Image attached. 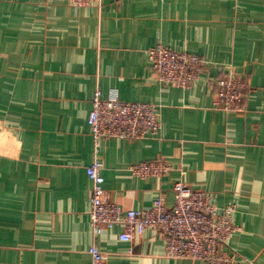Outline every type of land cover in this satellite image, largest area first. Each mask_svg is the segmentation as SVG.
<instances>
[{"label": "crops", "instance_id": "1", "mask_svg": "<svg viewBox=\"0 0 264 264\" xmlns=\"http://www.w3.org/2000/svg\"><path fill=\"white\" fill-rule=\"evenodd\" d=\"M159 44L202 57L206 73L189 89L162 83L147 57ZM224 69L247 82L242 112L213 108ZM97 88L161 107L157 136L100 142L110 199L170 207L177 181L214 193L236 205L232 251L264 264V0H0V264H91L93 243L108 264H206L168 258L152 229L126 242L115 226L95 240L86 169ZM158 159L168 175L129 171Z\"/></svg>", "mask_w": 264, "mask_h": 264}, {"label": "built area", "instance_id": "2", "mask_svg": "<svg viewBox=\"0 0 264 264\" xmlns=\"http://www.w3.org/2000/svg\"><path fill=\"white\" fill-rule=\"evenodd\" d=\"M78 7L101 6L103 0H63ZM147 57L152 71L165 84L189 89L206 73L208 63L202 57L187 51H178L165 45L148 49ZM216 89L213 108L226 112L244 111L247 82L231 69L213 80ZM160 105L122 100L116 91L103 97L97 88L92 99L88 125L95 143L96 157L86 169L92 182L90 197V224L95 240L106 230L122 226L121 241H132L152 229L165 237V254L171 259L204 261L206 264H256L232 251L231 238L240 230L234 223L235 204L220 207L216 195L195 189L183 181L174 184L175 203L168 207L162 196L146 209L125 210L110 199L104 187L103 163L98 157L99 144L107 139H147L161 130ZM173 169L167 159L144 161L130 167L133 176L141 179L163 177ZM184 173V172H183ZM88 253L91 264H108L106 254L97 243Z\"/></svg>", "mask_w": 264, "mask_h": 264}]
</instances>
